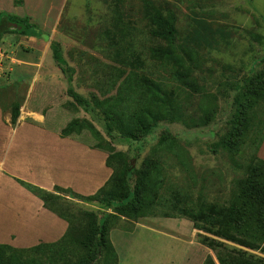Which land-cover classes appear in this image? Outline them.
<instances>
[{
	"label": "rangeland",
	"instance_id": "rangeland-1",
	"mask_svg": "<svg viewBox=\"0 0 264 264\" xmlns=\"http://www.w3.org/2000/svg\"><path fill=\"white\" fill-rule=\"evenodd\" d=\"M8 1L0 2L4 5ZM152 1L173 11L179 36H186L187 44L198 50V62L191 65L200 92H192L185 100L181 120L162 121L140 140L119 137L112 145L124 154L127 164L138 169L146 158L153 156L161 138H174L186 152L190 166L186 171L172 153H159L165 160L166 186H175L194 198L202 196L208 201L227 204L245 166L255 161L256 156L264 159V138L260 142L264 132V101L252 113L254 123H261L249 128L236 152L229 155L222 148L214 147L230 126L238 85L252 68L264 66V58L259 64L255 62L264 57V0ZM11 3L17 9L8 12L29 15L49 34L45 40L46 49L50 50L51 40L61 44L64 57L74 69L71 86L85 98L92 101L94 97L114 94L122 72L128 69L161 80L168 87L175 86L169 66L150 56V48L158 41L149 33L140 0H11ZM119 20L129 25L125 35L114 26L120 25ZM198 33L200 39H197ZM20 40H24L22 35L7 33L0 41V48L7 55L0 71V104L4 112H9L12 103L21 104L20 111L24 112L29 100L34 109H45V112L49 108L56 109V127L62 129L74 118L89 120L108 141L101 126L67 95L68 84L61 71L53 68L52 56L43 66H32L28 71L15 70L16 61L24 59L26 53L35 61L38 59V55L28 52L29 43L23 41L20 46L16 45ZM129 42L132 43L131 52L142 61L137 66L124 62L128 58ZM45 66L50 67L49 73L55 74L54 77L46 75L53 87L49 101H38L41 81L35 77ZM204 109L211 111L209 122L196 125L193 121L197 122L204 115ZM75 137L89 145L96 143L87 129ZM74 201L75 208L99 212L95 202ZM136 225L137 257H147L150 251H155L154 257L168 258L170 264H201L208 254L215 258L213 251L199 243L198 234L203 232L183 216L119 220L111 226L130 231ZM226 243L240 248L232 242ZM244 250L264 259V252ZM120 253L126 256L132 254V250L123 249Z\"/></svg>",
	"mask_w": 264,
	"mask_h": 264
},
{
	"label": "trees",
	"instance_id": "trees-1",
	"mask_svg": "<svg viewBox=\"0 0 264 264\" xmlns=\"http://www.w3.org/2000/svg\"><path fill=\"white\" fill-rule=\"evenodd\" d=\"M140 2L149 33L158 41L150 48V56L169 66L175 86L168 87L161 80L128 69L122 72L114 94L94 97L91 101L71 86L74 69L64 57L61 44L50 41L53 62L68 84L67 95L76 106L92 116L109 140L106 141L89 120L79 118L70 120L60 130V136L75 137L87 129L96 141L91 146L107 153L106 165L112 169V173L104 185L91 195H81L60 186L48 191L16 179L37 196L45 208L66 220L68 226L55 242L39 243L28 248L0 244V264H117L118 255L109 237L112 222L137 221L157 215L183 216L203 232L198 234L199 243L213 251L215 258L208 254L202 264H264L263 258L244 250L264 252V159L256 156L255 161L245 166L227 204H221L202 196L194 198L175 186H166L165 160L159 153H172L186 171L190 166L186 152L180 149L174 138H161L153 156L146 158L138 169L127 164L124 154L116 151L112 145L119 137L129 141L140 140L153 132L162 121L181 120L185 100L192 92H200L191 65L198 62L199 52L187 44L186 36H179L175 14L152 0ZM119 23L114 26L125 35L129 25L122 20ZM7 33L44 40L49 35L29 15L20 16L0 10V41ZM199 36L200 33L197 39H200ZM127 48L128 58L124 62L129 66L140 64V57L131 52V42ZM117 54L120 55V51ZM263 58L255 62L259 64ZM238 89L239 93L233 99L235 108L230 126L214 144L215 148H222L229 155L237 151L249 128L261 123H254L252 113L264 101V66L252 68ZM20 106L19 103L10 105L12 125L16 124L20 115ZM0 107L4 111L1 104ZM210 114L211 111L204 109V115L193 123L206 125ZM263 138L264 132L260 142ZM74 200L95 202L99 212L78 206L75 208ZM226 242L240 248L230 247ZM28 252L31 253L28 255Z\"/></svg>",
	"mask_w": 264,
	"mask_h": 264
},
{
	"label": "crops",
	"instance_id": "crops-1",
	"mask_svg": "<svg viewBox=\"0 0 264 264\" xmlns=\"http://www.w3.org/2000/svg\"><path fill=\"white\" fill-rule=\"evenodd\" d=\"M3 8L7 11L17 9L11 0L4 5L0 2V9ZM23 38L16 45L20 46L23 41L29 43L28 52L38 55V59L35 61L26 53L24 59L16 61V71H28L29 67L45 65V60L51 61L49 56L52 53L45 48V40ZM52 66L58 70L55 65ZM49 68L45 66L35 77L41 81L38 84V101L50 99L53 85L46 76ZM49 74L55 76L53 72ZM32 104L26 101L24 112L23 109L20 111L15 125L10 122V113L0 107V244L15 248L55 242L68 226L66 220L45 208L43 202L16 179L48 191L60 186L81 195H91L104 185L112 173L106 165L105 151L77 137H61V128L54 124L56 109L49 108L45 112V109L32 108L35 107ZM128 230L113 226L109 230L118 255L117 264H170L168 258L154 257L155 251H150L147 257H137L135 249L138 244L134 240L138 238V227L136 225ZM123 249L132 250V254L121 255L120 250Z\"/></svg>",
	"mask_w": 264,
	"mask_h": 264
},
{
	"label": "built area",
	"instance_id": "built-area-1",
	"mask_svg": "<svg viewBox=\"0 0 264 264\" xmlns=\"http://www.w3.org/2000/svg\"><path fill=\"white\" fill-rule=\"evenodd\" d=\"M7 58V55L5 53V50L0 48V71L2 70V66H3V59Z\"/></svg>",
	"mask_w": 264,
	"mask_h": 264
},
{
	"label": "water",
	"instance_id": "water-1",
	"mask_svg": "<svg viewBox=\"0 0 264 264\" xmlns=\"http://www.w3.org/2000/svg\"><path fill=\"white\" fill-rule=\"evenodd\" d=\"M223 241V240H222Z\"/></svg>",
	"mask_w": 264,
	"mask_h": 264
}]
</instances>
